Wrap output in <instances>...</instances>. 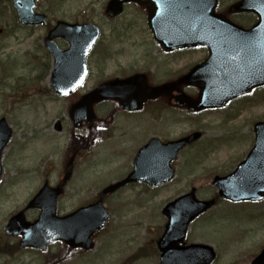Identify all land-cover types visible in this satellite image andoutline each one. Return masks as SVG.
Returning a JSON list of instances; mask_svg holds the SVG:
<instances>
[{"label": "rangeland", "instance_id": "rangeland-1", "mask_svg": "<svg viewBox=\"0 0 264 264\" xmlns=\"http://www.w3.org/2000/svg\"><path fill=\"white\" fill-rule=\"evenodd\" d=\"M237 1L219 0V9ZM107 2L47 0L41 3L52 20L88 21L103 30L102 40L90 60V76L83 91L114 77L138 72L146 73L151 85H159L185 75L202 60L200 50L177 51L167 56L158 53L142 12L130 6L120 18L110 20L104 16ZM14 23L10 0H0V30L6 32L0 36V118H5L12 130L1 157L0 236L7 219L25 206L44 181L60 180L63 167L71 159L72 175L65 190L77 196L64 202L67 210L123 179L131 169L136 150L152 137L170 141L199 132V140L184 149L173 163L175 175L171 183L153 190L125 188L109 199L107 207L112 216L103 230L105 233L99 235L97 247L83 255L84 261L126 264L137 256L144 241L157 236L159 210L166 202L191 189L200 200L214 197L216 188L211 185L212 179L230 173L244 159L252 145L253 124L264 121L263 90L232 102L222 111L201 114L159 101L129 117L114 112L107 104L106 109L97 113V118H109L108 139L107 135L101 136L98 147L79 150L81 145L71 138L67 116L71 97L60 98L49 91L47 72L37 79L42 61L34 55L33 44L23 41V31L13 35ZM185 92L194 96L190 89ZM84 128L76 134L83 135ZM75 184L92 186L79 188ZM188 232L190 242L212 247L216 253L213 264H249L264 248V201L232 204L218 200L210 211L190 224ZM105 246L107 249L102 250ZM58 249L59 246L51 251ZM31 254L18 255L14 264H39L38 256ZM44 256L48 255L40 253L39 259Z\"/></svg>", "mask_w": 264, "mask_h": 264}, {"label": "water", "instance_id": "water-1", "mask_svg": "<svg viewBox=\"0 0 264 264\" xmlns=\"http://www.w3.org/2000/svg\"><path fill=\"white\" fill-rule=\"evenodd\" d=\"M12 1L21 23L28 25L43 22V16L32 13L36 0ZM123 2H135L145 6L149 29L155 40L164 48L167 44H171V47L166 48L168 50L209 44L211 50L225 46L229 51L226 52L225 58L218 56V51L215 53L211 51L208 61L195 66L176 81L160 87L149 88L143 75L105 83L84 95L70 108L69 117L75 125L82 120H92L93 105L104 100H115L126 110H138L147 100L164 96L169 91L178 90L180 86H195L199 90L196 99L179 94L176 104L186 107L191 112H198L220 108L227 101L264 85V0H242L231 7V11L253 12L257 15L258 22L251 31L247 32L214 13L216 0H111L107 5L106 14L108 16L119 14ZM59 33L68 34L69 37L66 36L65 39L78 47V52L85 49L83 53H76L81 68L76 75L68 77L63 75L64 63L61 60L63 53L59 52L51 42L46 43L54 57L50 86L55 93L64 96L79 86L85 78V59L98 39L99 31L89 23L73 26L58 23L52 35ZM241 33L244 37L251 35L253 40L252 51L246 55L239 51L238 41L235 42ZM86 40L87 42L82 44ZM208 65L215 70L214 75L210 76V70L208 74ZM11 133L5 119H0V159L2 151L11 138ZM254 133L255 143L246 160L238 165L232 174L223 178H214L213 185L218 188L220 198L230 201H258L264 198V122L254 126ZM199 138V133H193L167 144L151 140L138 152L134 160V172L127 179L106 188L100 194V201L97 204L63 219L56 218L54 214V203L59 191L51 192L44 187L25 208L27 210L40 208L42 212L38 220L33 223L26 222L23 212H20L10 219L6 234L21 236L22 247H34L40 250L58 240L72 247L77 245L76 241L81 240L85 242L86 247H90L88 243L90 236L97 232L107 219L100 204L103 195L127 183L144 181L155 186L168 182L173 176L170 162L177 158V153L183 147ZM152 150L154 154L149 158L148 153ZM1 173L0 164V177ZM213 203V201L196 200L194 190H191L189 194L169 204L163 210V214L169 220L163 239L182 241L188 223L208 210ZM175 246L176 244L172 242L170 246L161 248L165 258L170 253L175 255L177 252H183L188 258L182 264H210L215 257L212 248L205 245H192L185 249ZM252 264H264V251Z\"/></svg>", "mask_w": 264, "mask_h": 264}, {"label": "flooded vegetation", "instance_id": "flooded-vegetation-1", "mask_svg": "<svg viewBox=\"0 0 264 264\" xmlns=\"http://www.w3.org/2000/svg\"><path fill=\"white\" fill-rule=\"evenodd\" d=\"M44 1H47V0H36L34 2V8H33V13L35 15L43 16L44 21L41 22L40 24H37V25H21L18 21L17 11L13 7V3L10 0V6L12 9V14L14 17V22H15L14 26L12 28L13 35H15L16 31H23L25 33V36L23 37V41H25V40L30 41L31 44H33L34 49H35L34 55L36 56V58L38 60L44 62V66L46 68L43 65L39 64L41 66V68L38 72L39 74L37 75V79L43 78L44 75L46 74V72H47L46 78H48V79H49L50 75L52 74L53 55H52L51 51L46 46V43L48 41H49L48 43L51 42L59 52L63 53L62 57H61L62 63H64L63 75L68 76V77H72L74 74L76 75L77 71L81 68L80 63H78L79 56H76V53H83L85 51V49L83 48L82 50H80L78 52V47L73 46L69 41H67L65 39L66 36L69 37L68 34L63 35L62 33H59L58 35H52V32L54 31V28L57 25V23L60 21L61 22H66V21L63 19L62 20H60V19L52 20L50 18V15H48V13L45 11V8L41 6V3ZM109 1L110 0H108V2ZM239 1H241V0H239ZM239 1H237V2H239ZM232 5H234V4H232ZM232 5H229L222 10L219 9V5H218V7H217L218 14L222 15L225 19L229 20L231 23H233L234 25L239 27L242 31H244V32L251 31L252 28L256 25V23L258 21L257 15L254 13H251V12L231 11ZM130 6L140 10L142 12V14L144 15L145 22H146L147 15H146L145 10L141 7H137L135 4H130V3L124 5V10L126 7L128 8ZM121 16L122 15L114 17V18H108L106 16L105 17L110 19V20H116V19L120 18ZM66 23L83 24V22H78V21H72V22H66ZM99 28L101 30V37H100L99 41L93 47V49L90 52L88 59H87V63H88V67H89L88 68L89 71H88V75H87L88 77L90 76V67H91L90 60H91L92 56H94L93 54L95 53V50H96L97 46L100 44V42L102 40V36H103V30L100 26H99ZM5 33H6L5 31L0 30V36L4 35ZM71 35H74V33L73 34L71 33ZM259 35H262V34H259ZM237 41L240 44L239 51L241 53L246 55L252 51L251 45L253 44V40H252L251 35L244 37L243 33H241L235 39V42H237ZM151 43H155L152 38H151ZM153 46L156 48V51L160 54H163V56H167V55H170V54L176 52V51L169 52V51L162 50L159 45L157 46L158 48L155 45H153ZM196 50L202 51L203 58L201 61H207L211 57V51L214 53L216 51H218V53H219L218 56L225 58L226 52L229 51V48H226L225 46H218V47H215L214 49L211 50V48L208 45H205V46L200 47ZM0 51H1V49H0ZM156 53H155L156 56L159 55L158 53L157 54ZM155 55H154V57H155ZM154 57H151L150 59H153ZM96 86H98V84ZM81 89H83V87H81ZM81 89L77 90L76 94H79V95H77L78 97L91 90L90 89L88 91H83ZM262 90L264 91V87H262L260 89H255L252 93L255 94V93H257V91H262ZM175 95H176L175 91H173V92L169 91L163 97H159L155 100L146 102L142 106V109L139 111L121 110L115 102H111V101L108 102L107 104H109L110 107L113 108L114 112H116V113L119 112L121 114L128 115L130 117V116L142 113L143 111H146L148 105L159 102V101H163L164 104H166L168 106H172L174 108H177L174 105ZM237 100H239V99H237ZM220 110L222 111V110H224V108L220 109ZM220 110H218V111H220ZM98 112H102V111H96V113H95L96 119H95V121H93L94 123L92 122L93 124H90V125L88 124V126L85 128L83 136L87 132H89L93 137L100 139L101 136H106L110 132L109 118H106L104 120H98V118H97ZM55 128H57V126ZM109 135L106 136L107 139H108ZM146 143H144L141 147H143ZM93 144L94 145H93V147H91V149L98 147L99 141L96 143H93ZM138 150L139 149L136 150V153ZM150 153L152 154L153 151H151ZM69 167H70V172L72 173V168H73L72 159L67 163V165H65L63 167L64 174L69 172V169H68ZM132 169H133V166H131L130 172L132 171ZM83 185L84 184H81V185L75 184V186H77L79 188H82V187L86 188V187L90 186L91 184H88L86 186H83ZM45 186H48L51 189H57L58 188L60 190V193H59L58 198L56 199V204H55V208H54L55 217L60 218V219L68 217L69 215L75 213L76 211H78L82 208H87L90 205H93L96 202H98L99 193L101 190H103L105 188V187L102 188L97 194H95V196L93 198L89 199L88 201L86 200L83 204L79 205L78 207H76L74 209L71 208V209L67 210V207L65 206L64 202L65 201L70 202L72 197L77 196L76 194H69L66 192L65 188H66V186H69V180L65 183H61V179L59 180V178H58V181L55 183H50L48 181H44V183L42 184V186L40 188L45 187ZM94 187H96V186L94 185ZM130 187H146V188L152 190V188H150L151 186H149L147 184L130 183V184H126L125 186L121 187L120 189L116 190L115 192L106 195L104 197V200H103L104 201L103 206H104L105 212L109 216V219L111 216V213L107 207L109 199L112 200L114 197L118 196V194L122 190H124L125 188H130ZM168 202H166V204ZM164 206H163V208H164ZM41 212L42 211L40 209H32V210H29L25 213V217L27 218V220L29 222H34L35 220H37L39 218V216L41 215ZM162 212H163V209H160V213H159L160 221H159L158 226H157V227H159L160 231L157 232L158 233L157 236L153 235L152 238H149V240L144 241V244L140 248V252L137 254V256L131 258L126 264H133L137 261L140 264H182L184 261L187 260L188 256H187V254H184L183 252H179V253L177 252L175 255L170 253L165 258L164 253L161 251L162 247L165 248L166 245L170 246L172 244V242H174L176 244V246H175L176 248H178L180 245H182V246H180V248H185L188 245L192 244V242H190V240L188 238V232L186 233L185 238L182 241V244H179L178 241H176V240L161 241L165 227H166L167 222H168V219L162 214ZM108 222L103 226V228L100 231H98V232L92 234V236H90V239L88 241L90 247H86L85 242L81 241V240L76 241L77 245L75 247L68 245V243H66V242L60 241V242H56L54 244L49 245L47 248H45V250L43 252H41V251H38L35 249H21V248L18 249L17 244H19L20 240L16 236H14V237H12V236H10V237L0 236V264H14L16 262L17 256L19 254L21 255V254H24L26 252L33 253L31 255L36 254L38 256V260H41L39 264H41L43 261H45L47 259V257H48V259L45 262H43L42 264H74L75 262H77V263L79 262L80 264H95L94 259H93V261H91L92 259H89L87 262H85L83 255L87 254L88 252L94 251V249L97 247V240L99 238V235L101 233L102 234L105 233V231L103 232V230L107 226ZM80 225H81V223H80ZM76 227L77 228L79 227L78 222L76 223ZM58 246H59V249L57 251H54V252L51 251V248L56 249ZM83 246H85V247H83ZM105 249H107L106 246L103 247L102 250H105ZM40 253H44L48 256H44L43 259H39Z\"/></svg>", "mask_w": 264, "mask_h": 264}]
</instances>
